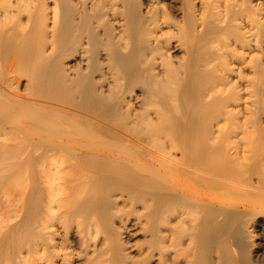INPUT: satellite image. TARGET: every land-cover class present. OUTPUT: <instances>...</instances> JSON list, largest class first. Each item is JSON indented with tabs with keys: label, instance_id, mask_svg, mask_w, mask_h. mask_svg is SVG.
Segmentation results:
<instances>
[{
	"label": "bare ground",
	"instance_id": "1",
	"mask_svg": "<svg viewBox=\"0 0 264 264\" xmlns=\"http://www.w3.org/2000/svg\"><path fill=\"white\" fill-rule=\"evenodd\" d=\"M73 1L74 0H0V137H2L3 134H5L4 132L9 133L10 130H12V131H14L13 133H15L13 135H16V133L18 135H20L21 133H24L26 135V137L29 139V141L23 140L26 142L25 145H27V142L29 144L32 142V144H33L36 139L31 141L30 138L33 139L36 137V136L34 137V133L36 131L34 128H32L33 127L32 125H34V126L36 125L35 127H37L40 124L43 125L45 123H47V125H48V123L50 121H51V124H53L52 121L55 120V119L53 120V117L56 118V120L60 121V119H61L60 117H58V118L55 116L52 117L51 115H49V113H51V112L53 113L54 111H56L55 114L56 113L59 114L60 112H62L61 110L62 109L64 110L65 108L61 109V108H59L60 106H58V107L54 106L56 108H59L60 110L58 109V112H57V109L54 108L55 110L51 111L53 109L47 108L45 106L47 104L44 103L45 104L44 105L43 103H41V105H43L42 108H44V109L47 108V111H43L42 114H39V115H41V116H39L41 118H38V116L31 118L29 116V117H26V118H29L28 120L24 119L25 121H17L16 115L21 116L22 113L27 112V111H32L34 113L36 112L38 115L37 110L35 111V108L36 107L38 108V106H39L38 101H35V100H37V98L64 102L67 105L75 107V110H76L75 113L77 116L71 115L70 116L71 118L69 119V116H67L68 115L67 112H66L67 113L66 116L63 113V115L66 118L61 114L62 115V120H61L62 123L57 122L58 125L59 124L62 125L61 130H58L59 132L57 131L56 134L53 132V134L48 133L49 135L48 136L46 135L48 137L50 143L47 146L46 143L44 141L43 142L46 145L45 146L46 150H48V152L51 151V154H47V157L49 156L48 164L46 163L47 165L44 166L43 163L45 162V159H44V161H41V158L43 160V158L45 157L43 155L44 153L43 154L41 153L44 156V157H42L40 155L41 158H38L37 154H34L35 156L32 155V153H36V150L39 151V149H37L38 146H43L42 144L40 145L38 143V141H41V140L37 139L36 140L37 143L36 144L34 143V145H36V147H34L33 150L31 149L34 152H32L31 155L25 156L24 159H22L23 167H25V166L27 167V165H32L33 167L38 168V166H41L43 164L42 165L43 169H41V168H39V169L44 170L45 173L41 172V170H38V169L36 171L41 172V173H39L40 175L42 173L44 175H46V179H48V182L49 181L51 182L55 176L53 175L54 177H51L50 175L54 174V171H55L56 172L55 174L57 175V178H58L59 174H57V171L58 172L60 171V173H62L61 172V166L63 164H66L63 161V158L61 157V155L69 153L68 156H71V159H70V157H68V158L70 159V161L73 159L72 163L73 162L75 163L77 160H75L74 158L77 159V156L73 155V154H75V152L77 153L78 151H81V153H83L82 151H84L83 155L79 154L78 159H80V155H82L81 158L82 159L84 158L83 162L85 164L91 163L90 165H92V163L98 158L96 161L98 163L103 162L104 164L101 163L102 165H100L95 161V163H93L92 166L95 167L97 170L99 169V166H101V168H103L106 163L111 164L112 167H115V168L111 169L110 168L111 165L110 166L108 165L109 167L105 166V168L103 169V172L108 171L110 168L111 172H112V170L116 173L122 172L121 174H123L124 176L127 174V176L129 177V180L131 182L138 183L141 186H142V184H145V185L149 184L148 180L151 181V179H153V178H151V179L146 178L147 181L143 180V178L145 176L144 175L141 176L142 172H140V176L142 178L140 180V178H139L140 176L139 177L137 176V174L139 175V173H138L139 171L136 172L137 174L134 171V170L138 169L137 167H136V169H134L133 167H132V169H130L129 168V167H131L130 165L128 166L126 163L123 162L125 164L124 165L123 163L120 162L121 163V168H120V165H119V167L115 165L116 159L112 160V159H109L107 157H103V155L105 154L104 150L113 149V147L109 148L110 144L108 145V148H105L107 146H103L102 148H105V149H103V151H102V148H100V145L98 146V145H95V144L89 142L90 138L93 137L94 131L93 130L91 131V129H93V128H91L89 126H88L89 129L85 128L83 125H84L85 121H88L89 119H88V117L86 119H84L83 117H86V115L84 116L83 114H78V113L79 112L85 113V111H87L88 109H89L88 111H90V109L93 110L92 106L90 107L87 105L89 107L87 109L86 108L87 106L84 105V103H86V104L88 103L86 101H89L88 104H90L91 103L90 101H92V99L90 100V98H89L90 95L88 96V92L91 93L89 89H91V88L94 89L93 86L91 87V84L94 82L93 81L91 83V81H92L91 79L93 77L91 76L92 74L90 75L91 72L89 71L90 69L88 68V65H85L84 68L79 67V71L77 70L75 77H72V79H69L70 77H69L68 73H66L65 68L63 66V60H64V57L66 58L70 53H72V52L75 53V50L78 49V45L81 43V41L85 37L86 38L88 37L89 41L91 39V41L94 42V40H95V42H96V35L92 36V34H95L93 32H94V26H96L95 24L93 26V23H94L93 20L96 19V17L99 19L102 16L103 17L107 16V12H108L107 6L108 5L105 4L107 2V0H98V2L96 0V3H99V1H102L101 3H103V5L101 7V4H100V7L102 8L103 11L101 12V10H99L100 9L99 8L97 10L98 12L97 11L94 12V9L96 10L94 0H75V3ZM193 1L194 0H188L189 10H187V13H188L187 16L189 18L186 19V21L189 23H188L187 29H185V31L183 30V32H185L184 33L185 39L184 38L183 39L185 40V46L187 47L186 53L188 56L184 59L183 63H180L181 67L178 66L177 68H175L174 63H173L171 57L169 56L170 53H168V51L170 49L169 45H166L167 41L165 43V46H164V41H163V45H162V42H161L162 39H160L159 36H158V38H159L158 40L161 43L159 42L158 43L159 45L157 44V47H155L154 50H155V52L159 53L160 57H162V60L160 59L161 60L160 64L163 66V71L161 70L163 72V74L160 70H158V67L156 66V64H158L157 61H159V60H156V58H154V60L152 59V61L149 63V66H148L149 80H150L149 83L151 86L150 90H153V92L155 94L153 96H155V97H156V93H158L159 95H163V96L169 95V100L172 103L171 107L173 108V110L177 114V117L175 119H177V121H179L177 124V126H178L177 132H178V134H180L179 137L181 136L180 137L181 140H178L179 145L177 143L174 147H172L168 152L165 153L166 156L167 155L170 156L171 151H172V153L173 152L176 153V152L181 151L180 155L178 154L179 157H176V155L173 154V157L175 156V159H174V158H172V155H171V158H172V159H170L171 161L167 162L165 165V168H164V175H165L166 181L162 185L158 184L161 182L157 183L159 186H161L162 189H165L168 192L167 196H166V194L164 195V199L162 200V205H161L162 208H161V212H160V215L162 214L163 217L165 215V217L167 218V220L164 219L165 223L163 222L164 225L166 226L165 235L163 236V238H164L163 244H164V242L166 243V244H164L166 247H165V249H164L165 251L163 253L164 264H175L178 262L177 258L180 257V256H178V255H180L179 252L177 253V251H176L175 253L174 252L172 253L170 251H172L173 248H175L177 245H179L178 244L179 242H175V241H173V239L175 240V238H177L178 234H180L178 232H181V231H179L180 229H178V231H177V229H174L175 227H177V226H174V224L177 221V223H181L180 224V226H181L182 225L181 218L183 219L182 220L183 223L185 222L184 219L186 217L189 218V216L187 214H186L187 216L184 218L185 214H183V211H182V205L183 204L184 205L188 204L191 207L190 208V211H191L192 209L197 208L199 204L201 205V207H203L202 204L216 203V201H218L217 200L218 198L211 199L210 197H213V196L209 197V195L205 192V190L207 188L208 189L211 188L210 189V191H211L212 187H214V185H215V187L217 185L216 188H218V185H220V187H219V189H220L222 183L225 184L230 179H232L233 181H231V180L230 181L232 183H234L236 181L235 178L242 180V182L247 181L246 178H249L252 181L253 177L257 178V176L260 175V174H258V171H257V170H259L260 167H261L260 170H262V171H259V172H262L261 174L264 175V173H263L264 172L263 171L264 170V146L262 147V143L264 141V95L262 97V92L264 91V57L262 59L261 58L259 59L260 55L258 56V58H255L254 56H252V58H250L248 60V57L247 58L245 57V55H246L245 53L247 51L246 52L244 51L245 53L244 52L242 53L240 51L241 49L239 50V46L244 50L246 45L249 47V46H251L252 43L256 46H261V45L263 46V43H264V0H256V3H253V0H240L241 3L239 2L238 4H237V2L236 3H234V1L232 2L231 0H204V4H205L204 9H203L204 12L201 13L200 16L195 14L196 13L195 12V5L192 3ZM114 3H115V0H114ZM229 3L232 6H230ZM96 7H98V6H96ZM129 10H130V8H129ZM109 12H110V10H109ZM206 12H207V14H206ZM208 12H209L210 16H208ZM157 13H158V11H157V7H156V13L153 14V18H151V20L155 19V20H153L154 24L158 20L160 21V19H163L164 20L163 22H166L167 20H169V21L171 20L170 16L167 15L168 16V18H167L165 15L168 13H165V12L162 13L161 12L160 15H158ZM171 14H172V12H171ZM159 16H161V17H159ZM184 16H185V13H184ZM212 16L215 18L214 23L215 22L217 23V21H218L220 24L217 23L218 25H216V23H215V24H212L211 26L207 25L209 27H207V29L205 31H203L202 37L198 36L200 39H196V40L191 39V38H193V35H194L192 31L196 30L197 26H202V25L205 26V24H208L209 22L211 23L210 19H213ZM206 17L207 18L210 17L209 21H207ZM228 19H231L234 21H239L238 24L239 23L240 24L237 27H238V29L242 30L240 38L239 39L236 38L235 40H231V42L228 38L230 36H232L233 31L230 29H227L228 27L223 26V23L225 24V21H228ZM171 22H173V21L171 20ZM101 25H102V23H101ZM226 25H228V24H226ZM186 26H187V23H186ZM130 28L131 27H129L128 30L125 29L126 31L124 32V34L120 33L121 34V36H119L120 38L117 37V40L119 39V41H117L115 39L116 42H120V39H121L122 45L120 46V48L115 51V49H117V48L114 49V47H115L114 46L113 47L114 51H112L113 49L111 50V52L115 54V60H116L115 64L117 66V67L116 66L115 67L118 69V72H116L117 74H115V87H116L115 89L116 90H115V95H113V96H115V97H113L115 99V103H114L115 107H112L115 110L111 109V110H113V112L115 111V118L110 113L108 114L107 112H106L107 114H105L106 116L103 115V116L99 117V118H102V117L104 118V116H105V117L110 118V119L113 118L112 120L115 122L114 135L120 136V137H115V139H117V141H115L116 142L115 144H117V142L123 143L122 139H127V138L131 139L132 137H138L139 138V137H145L147 135H156V134H160L161 132H166L164 130H159L156 127H154L152 120L150 119L154 115L151 116V114H150V116H151L150 117L149 116L150 112L146 113L148 110L145 111V113L142 116L137 115L139 117H136V119H134L135 118L134 117L132 119L133 121L132 120L128 121V119H129L128 114L129 113L132 114L131 113L132 111L131 112L129 111V113H127L128 112L127 110L131 109L129 106H128L129 108L127 110H125L127 114L123 115L124 117L118 115V113L120 111L119 106H120L121 102H123V100H122L123 97L121 96V93H120L121 91L120 92L118 91L120 89V84L121 83L123 84L125 77H127V79H129L128 77L131 75V73H132V76H133V73H139L138 70L136 71L134 68L136 66L135 61L137 60V63L139 62L138 57H139V54L141 52L137 48V45H136V43L139 42V41H137V39L139 37L135 34V32L130 30ZM118 31H119V29H118ZM148 32H149V34H151L150 31H148ZM165 33H166V31H165ZM199 33H201V32H199ZM111 34H113V32ZM185 34H187V35L185 36ZM190 34L192 35L191 37H190ZM163 35H164V32H163ZM113 36H114V34H113ZM142 37H143V35H142ZM166 37L168 38V34ZM109 39L111 40V38H109ZM218 40H219V44L216 45L215 42H218ZM111 42H113V41H111ZM113 45H114V42H113ZM182 45H184V43ZM140 46H141V44H140ZM243 46H244V48H243ZM129 47H131V50L127 51V53H126L123 49L125 48L126 50H128ZM253 48H255V46ZM263 48H264V46H263ZM80 49H81V47H80ZM80 49H78V50H80ZM142 50H144V49H142ZM262 50H264V49H262ZM83 51H82L83 53L82 52L80 53V54H82L81 57L83 59L82 58H80V59L82 61L84 60L85 63L88 64L89 60H91L89 58L90 56H88V55L91 54L94 56L95 53H94V51H92V49L91 50H83ZM76 52H77V50H76ZM255 55H257V54H255ZM262 55H263V53H262ZM81 63H84V62H81ZM133 64H134V66H133ZM80 65L83 66V64H80ZM249 66L253 69L252 73L254 76H252V77L251 76L247 77L248 74L246 76V74H244V72H243L246 67H248V69H249L250 68ZM133 68L135 71H132ZM80 69H82V70H80ZM136 69H139V68H136ZM252 69L250 70V72L252 71ZM161 74L164 76L162 77ZM21 77H28L27 86L25 88L27 90V92H26V94L24 93L25 95L20 94L18 92L19 88L17 86L19 84V81L21 80L20 79ZM116 85H119V87ZM17 88H18V90H17ZM91 91H93V90H91ZM27 94H28V96H26ZM86 95L88 96L89 100H87ZM90 97H92V95ZM113 98H112V100H113ZM85 99H86V101H85ZM152 99H154V98H152ZM53 102H55V101H53ZM95 102H92L91 104L96 107V105H94ZM97 102L99 103V101H97ZM128 103H130V102H128ZM151 103H153V102H150L149 104L152 105ZM111 105L113 106V102ZM153 106L155 108L160 107V106H157L156 104ZM49 109H51L50 110L51 112H49ZM39 110L41 111V107L39 108ZM156 110L159 113L156 112ZM156 110L153 109L154 114H155L154 117L157 116V118H160V119L162 118V119L171 120L168 117L167 110H165L161 107L159 108V110L158 109H156ZM66 111H68L69 113L72 112L71 110H66ZM90 112L92 113V111H90ZM94 113H95V111L93 112V114ZM156 113H157V115H156ZM85 114H87V113H85ZM96 114L99 115L100 113L97 112V113H95V115ZM87 115L89 116L90 114H87ZM107 115H109V116L111 115V116L109 117ZM31 116H32V114H31ZM33 116H35V115H33ZM134 116H136V114ZM72 117L76 121L73 120ZM119 117H122V118L119 119ZM51 118H52V120H51ZM77 118H78V120L80 119L79 122H77L78 121ZM107 118H105V121ZM68 119H69V121H68ZM71 119H72V121H71ZM110 119H107V121L109 120V123L112 121V120L110 121ZM56 120L54 123H56ZM90 120H92V119H90ZM90 120L88 121V122H90L89 125L90 126L94 125L92 127L97 128L98 125L95 126V124H97L96 120H99V119H96L95 121H94V119L92 120V121H94V123L96 122L95 124L94 123L91 124L92 122ZM227 120L230 121L229 125H228V122H227V124L224 122ZM101 121H102V119H101ZM8 122H9V125H12L10 127L11 129H9V130L6 127V123H8ZM82 122H84V123H82ZM114 122H113V124H114ZM138 122H141V124L139 125ZM222 122H224V123H222ZM99 123L100 122L98 121V124ZM104 124H105V122H103L102 125H104ZM205 125L208 128H206ZM59 126H57V124L50 125V127H51L50 130L55 131V130H57V128H59ZM104 126H106V125H104ZM29 127H31L33 129V130L32 129L31 130L35 131V132L32 133V131H30ZM41 127H43V126H41ZM100 127H101V125L98 127V129ZM47 128H49V127H47ZM106 128H108V127H106ZM109 128H108V130H110ZM204 128H206V129H204ZM44 130H42V132H44ZM45 131H47V129ZM47 132H51V131H47ZM110 132H112V130ZM8 133H6V135ZM10 133H12V132H10ZM104 133L106 134L107 131H105ZM39 134L42 135L43 133L41 134V132H39ZM112 134H110L111 136L109 135V137L112 138ZM6 135H5V140H8V139L13 140L12 139L13 137L11 138V136L8 139H6V137H7ZM20 137H24V136H20ZM44 137H45V134H44ZM44 137L42 136V138H44ZM179 137H178V139H180ZM21 139H23V138H21ZM98 139H99V137H98ZM20 140L18 139L17 141H20ZM91 140H93L92 142L96 141L94 139H91ZM2 141L4 142V140H2ZM5 142H7V141H5ZM20 142H19V144H21ZM43 142H41V143H43ZM100 142L98 141V143H100ZM96 143H97V141H96ZM108 143H110V142H108ZM105 144L107 145V142ZM119 145L121 146V144H119ZM119 145L117 144L116 147H120ZM15 146H19L16 149H17V152H19L21 154L22 150H23L21 147L24 146V144L23 145H15ZM7 147L4 146V148H3V146H2L0 148V172H1V170L6 169L4 173L7 172L8 168L11 169L13 166L17 165L16 164L17 158H20V157H17L18 155H17L16 151L12 154H9V156L7 154L5 156V153H10L12 150V149H9ZM29 147L30 146H26L25 148L28 149ZM6 148L8 149L9 152L6 151L7 150ZM257 149H259L258 150L259 152H257ZM24 150H26V149H24ZM65 150H69V151L71 150V153L72 152L73 153L71 154L69 151H68V153H66ZM108 150H106V151H108ZM116 150L117 149H115V152L120 151V150H117V151ZM175 150H178V151H175ZM23 153H22V156H23ZM132 153H134V152H132ZM167 153H169V154H167ZM14 154H15V157H17V158H13L14 160L12 158H9L10 155L11 156L13 155L12 157H14ZM53 155H55V156H53ZM7 156H8V158H7ZM22 156H21V158H22ZM119 156H122V155H119ZM65 157H67V156H65ZM65 157H64V159H65ZM90 157H91V159H90ZM10 160H12V161H10ZM86 160L88 161L87 163L85 162ZM172 160H173V162H172ZM66 161H68V160H66ZM119 161L117 159V162H118L117 164H119ZM124 161H125V159H124ZM112 162H114L115 166L112 164ZM162 163H164V162H162ZM76 164H77V162H76ZM90 165L88 164V166H89L88 168H93ZM77 166H79V165H77ZM73 167H74V165H73ZM122 167H123V169H122ZM126 167H128V168H126ZM173 167H174L175 171L172 170ZM101 168L98 170L99 173L102 172ZM45 169H48V171H46ZM86 169H87V167H86ZM96 169H94V170H96ZM63 170L64 169H62V171ZM89 170H91V169H89ZM140 171H142V170H140ZM155 171L157 172V170H155ZM125 172H126V174H125ZM2 173H3V171H2ZM2 173H0V174H2ZM48 174H50V175L48 176ZM85 174H86V172H85ZM4 175L5 174H3L2 178L6 177V175L5 176ZM87 175L88 174H86L84 176H87ZM89 175H88V177H89ZM104 175H102L100 173L98 176L95 177L96 180H98V182H100L99 184H101L102 180H104L106 182L108 181L107 183H109V180ZM263 175H262V177H263ZM43 176H42V178H43ZM117 176H119V175H117ZM183 176H186V178L190 179V181H191V179L194 180V182L196 184L199 182L201 184V186L199 184V187L198 188L195 187L196 188L195 190L188 189L185 185L183 186V183H182L183 181H180ZM36 177H37V179H35V180L37 181V183H39L40 178H38L37 175L35 176V178ZM111 177H114V176H110L109 179ZM2 178H0L1 179L0 184H1ZM50 178L52 180H49ZM57 178H56V180H58ZM78 178H79V176H78ZM148 178H150V177L148 176ZM241 178H243V179H241ZM261 178L259 177V180ZM11 179H12V177H11ZM120 179H122V178H120ZM63 180H64V178H63ZM154 180H152V181H154ZM195 180H197V181H195ZM257 180H258V178H257ZM115 181H116V179H115ZM125 181H127V180H125ZM143 181H146V182L144 183ZM56 182L57 181L53 180L49 184L50 185L52 183L55 184ZM106 182H104V186L108 185ZM112 182H113V180H112ZM140 182L142 184H140ZM191 182H193V181H191ZM211 182L212 183L214 182V184H212ZM258 182H260V181H258ZM261 182H263L262 184L264 185L263 179ZM5 183H6V181H5ZM37 183H35L34 190L31 193V194H34V198L32 200H30L31 206H32V208L33 207L35 208L36 212L30 213L27 216V218L23 221L22 225H20V226L17 225L15 228L12 227L7 232L8 233L7 236L4 237V239L2 241H0V253H1L0 257L5 258L6 260L8 258L11 261V264H13V256L12 255L14 253V250L17 251L18 250L17 248H19V244L21 243V241H20V243H18L17 239L20 240L22 238L21 240L23 241L25 230H29L30 228H32L34 226L33 224H40L41 225L42 221H44L43 217H42V207H44V206L41 204L44 202L42 200H43V196H45V194L43 195V193H41V189L39 188ZM154 183L155 182H153V184ZM94 184L95 183H93V185L91 186L92 188L95 187ZM121 184H123V183H121ZM210 184H212L213 186L210 187ZM50 185H46V187L49 186L48 189L51 190V194L50 195L47 194L48 197L46 200H48V201H46L47 204L45 203L46 206L48 205L47 207L49 209H47V210H49V213L56 211V209H58L57 208L58 206L56 208L54 207L55 209L53 210V206H55L53 204L57 200L61 201L60 199H57L55 197L57 195V193H55V196H53V193H52V190H54V189L56 190L59 187L54 188V187H52V185L51 186ZM227 185L228 184H226L225 188H228ZM259 185L261 186V183ZM108 186H110V183ZM146 186H148V185H146ZM155 186L151 187V189H154ZM250 186H253V184L251 185V183H250ZM50 187H51V189H50ZM111 187H112V185H111ZM135 187H137V186H135ZM52 188H54V189H52ZM98 188H100V190L93 197V199L89 200L90 201L89 206L90 205L95 206V204L93 202L96 201L95 203L97 204V200H102V199L106 200L105 197L102 196L103 197L102 198L99 195H103V192L106 191V189H108L109 187L107 188V186H106L105 187L106 189H105V188L99 186ZM147 188H149V186ZM214 188H213V190H214V192H216L215 195L219 194L217 197L220 196L221 191L225 190V189H223L220 191L219 189L215 190ZM61 189H63V188H61ZM93 189H95V188H93ZM93 189H88V190L90 192ZM120 189L121 188H119V190ZM156 189H158V188H156ZM77 190H73L74 191V194L72 192V194L74 195L73 198H75V195H76L75 191H77ZM82 190H83V188H82ZM82 190H81V192H83ZM261 190H263V187ZM56 191H58V190H56ZM109 191L107 190V193ZM125 191H126V189H125ZM81 192H80V194H81ZM218 192H220V193H218ZM260 192H258V193H260ZM86 193L87 194L85 195L84 198L86 199V197H87L89 199L92 192L89 195H88V191H86ZM104 193L107 194L106 192H104ZM223 193L224 192H222V195H221L222 198L225 197L227 199H230L229 198L230 196L229 197H228V195H227V197L225 195L223 196ZM258 193H256L255 195L257 196ZM261 193L258 195L259 196L261 195V197L264 196V194H263L264 192H261ZM41 194H42V196H41ZM129 194H131V193H129ZM131 195H133V194H131ZM104 196H106V195H104ZM172 196L175 197L174 199H176L177 202L175 200L174 201L172 200V198H171ZM231 196H235V195H231ZM41 197H42V199H41ZM52 197H55L57 200H55L54 198L52 199ZM79 198L81 199V196ZM84 198L82 200H84V202H85ZM64 199L65 198H63V200ZM177 199L181 202V205L179 204L180 202H178ZM68 200H70V199H68ZM76 200H78V199L75 198V201L73 200V202H76ZM184 200H186L187 203H184L183 202ZM233 200H235V199H233ZM87 201H86V203H88ZM60 203H62V202H60ZM60 203H59V207H60ZM63 203H64V201H63ZM67 203H68V201H67ZM67 203L65 201V205ZM99 203L101 205L102 201L101 202L99 201ZM79 204H81V206L80 205L78 207L74 206L77 209L71 208V212L73 209L72 214L73 215L77 214V216L79 215V217H80L85 212V210L87 209V204L86 205L84 204L86 207L82 206L83 202H81ZM73 205H75V203ZM104 205L105 204L103 202V204L101 206L102 210L105 207ZM109 206L110 205H108V207ZM185 206H187V205H185ZM185 206H183V208ZM189 206H187V207H189ZM71 207H73V206H71ZM187 207H185L184 209L186 210ZM93 208L94 207H92V209H91L92 211H93ZM199 208L200 207H198L197 209H199ZM174 209H176V210H174ZM202 209L203 208H200V210H202ZM218 209H221V208H218ZM224 209H227V208H224ZM194 210H193V212H194ZM31 211H34V209H32ZM71 212H69V213H71ZM93 212L95 213V210ZM102 212L104 213V211H102ZM186 212H188V211H186ZM55 213H50V214H55ZM177 213L181 214L182 217H180L181 215L178 216L179 218L176 216V219L174 218V220H175V223H174L172 216L174 214L179 215ZM43 214H44V212H43ZM105 214H106V212H105ZM44 215L47 216V214H44ZM189 215H191V214H189ZM54 216L56 217V215H54ZM69 216L71 217L70 214H69ZM90 216H93V215H90ZM68 217H66V218H68ZM103 217H105V216H103ZM229 217L230 216H227L224 220L218 221V223L215 221L213 222L212 217H208L207 221L204 224L205 231L207 233L211 232L214 234V232H215L214 229H215L217 232V235H214V236H216V238L214 236L213 237L215 238L216 241H218L219 238H222V235L224 236L225 232L228 230V224H227L228 222L227 221H229L228 220V219H230ZM45 218L48 219L49 217L48 218L45 217ZM59 218H60V216H59ZM210 218H211V220H210ZM52 219L51 218L48 219L49 222H50V220L52 221ZM70 219H69V221H70ZM178 219H180V222H178L179 221ZM89 220L90 219H88V221ZM159 220H160V218H159ZM161 220L164 221L163 219H161ZM171 220L173 221V223ZM194 220H195V218H194ZM84 222H85V220H84ZM193 222H195V221H193ZM64 223L66 224V221ZM186 225H184V226H186ZM190 225H191V223H190ZM190 225H188V226H190ZM46 226H47V223H46V225L45 224L41 225L42 230H44L43 228H47ZM49 226H51V225H49ZM79 226L80 225H78V227ZM89 226H90V224H89ZM178 226H179V224H178ZM182 226L180 228H182ZM184 228L182 230H184ZM186 228H189V227H186ZM202 228H203V226H202ZM33 229H35V228H33ZM88 229H90V227ZM204 229H202V230L204 231ZM174 230L177 231L176 232L177 235H176ZM184 231H186V229ZM205 231H204V234L206 233ZM211 233H210V235H211ZM174 234L176 235V237L172 238L173 236H175ZM32 235H34V234L32 233ZM49 236H51V235H49ZM203 236H206V235H203ZM51 238H50V240H51ZM224 239H225V237H224ZM38 240H39V238H38ZM261 242H263V240ZM256 244H260V243L258 242ZM178 247H176V250H178L177 249ZM8 248H11V250L10 249L9 250L11 252L13 250V252L12 253L9 252L10 254H8L7 250H6ZM171 248H172V250H171ZM64 256H66V255H64ZM192 261H193V259H192ZM5 262L6 261L4 260V263ZM178 264H179V262H178Z\"/></svg>",
	"mask_w": 264,
	"mask_h": 264
},
{
	"label": "rangeland",
	"instance_id": "2",
	"mask_svg": "<svg viewBox=\"0 0 264 264\" xmlns=\"http://www.w3.org/2000/svg\"><path fill=\"white\" fill-rule=\"evenodd\" d=\"M231 1L232 2L234 1V3L237 2V4L240 2V0L239 1L238 0H231ZM73 2L75 3V0ZM94 2H95V8H96V10L94 9V12H96L99 8H100L99 10H101V12H102L103 11L101 8L103 5V3H101L102 1H99V3H96V0H94ZM97 2H98V0H97ZM192 3L195 5V12H196L195 14L200 16L201 13L204 12V10H203L204 6H205L204 0H194ZM253 3H256V0H253ZM100 4H101V7H100ZM105 4L108 5L107 6L108 7L107 16H105V17L102 16L99 19L96 17L97 20L96 19L93 20L94 21L93 26H94V24L96 26H94V32H93L95 34H92V36L96 35V42H95V40H94V42L91 41V39L89 41V38L87 37L88 38L87 39L85 37L86 39L84 38L81 41V43L78 45V49H80V47H81L80 50L76 49L77 52L75 50V53L72 52L69 54L70 56L68 55L66 58L64 57L63 66L65 68L66 73H68V75L70 77V78L68 77L69 79H72V77H75L77 70L79 71V67L84 68L85 65H88V68L90 69L89 71L91 72L90 75L92 74L91 76L93 78L91 79L92 80L91 83L94 81L93 82L94 84L92 83L91 87L93 86L94 89L93 88L89 89L91 93L88 92V96L92 95L93 98L89 96L90 100L92 99V101H90V102L92 103V102L96 101L94 104V105H96V107L93 106L91 103L88 104L89 101H86V99H85V101L88 103L87 104L84 103V105H86V106L88 105L90 107L92 106L93 110L90 109V111H92V113L90 111H88L89 110L88 106L87 107L85 106L88 109L87 110L88 112L85 110L84 111H85V113L90 114L89 116L85 113H82V112L78 113V114H83L84 116L86 115V117H83L84 119H86L87 117L89 120L94 119V121L96 119H99V120H96L97 124H95L96 122L94 123V121L90 120L92 122L91 124L94 123L95 126L98 125V127H99L101 125V127L99 129H98V127L97 128L92 127L94 125L90 126L89 125L90 122H88L89 121L88 119H87L88 121H85V123L82 122V123H84L83 126L85 128H88V126L93 128V129L90 128L91 131L92 130L94 131V133H93V137L90 138L89 142H91L95 145H98V146L100 145V148H102L103 146H107L105 148H108V145L110 144L109 148L113 147V149H109V150L106 149L108 151L104 150L105 154L103 155V157H107V158L112 159V160L116 159L115 165L118 167L120 165V168H121V163H123V162L126 163L128 166L130 165L131 166V167H129L130 169H132V167L134 169H136V167H137L138 169H136L134 171H135V173L137 171H139L138 172L139 175L136 173L138 177L140 176V172H142L141 176H143V175L145 176L143 178V180L147 181V179H151V178H153V179H151V181L148 180L149 184H146L149 186V188H147L148 186H146L145 184H142L141 183L142 181H141L140 184H142V186H143L142 187L138 183L131 182L129 180V177L127 176L126 172H125V174H126L125 176L123 174H121L122 172L116 173L113 170L111 172L110 168L114 169L115 167H112L111 164L106 163L107 165L105 164L103 168H101V166H99V169L101 168L102 172H100V173L102 175L105 174L104 176L107 177V179L109 180L110 186H108L109 185V183H107L108 181L106 182L104 180L101 181V184L103 183L101 185V184H99L100 182H98V180H96V178H95L96 176H98L100 174L98 171L99 169L97 170L95 167L92 166L93 163H95V161L98 158L95 161L93 160L94 162L92 163V165H90L91 163H88L90 166L93 167V168H88L89 167L88 164H85L83 162L84 158L83 159L81 158V156L84 154V151H82L83 153H81V151H78L77 153L75 152V154H73V155L77 156V159L74 158L75 160H77L76 161L77 164H76V162L72 163L73 159L70 161L71 156H68L69 150H65V152L68 154L61 155V157L63 158V161L66 163V164H63L61 166V172L62 173H60V171L59 172L57 171V174H59L58 178H57V175L55 174L56 173L55 171H54V174H52L53 172L51 173L52 175L48 174V176L49 175L51 177L55 176L58 179V180H56L55 177L53 178V180L57 181V182L55 184L52 183L53 184V185L51 184L52 187H54V188L59 187V188L56 189L58 191H56L54 188H52V189H54V190H52V193H53V196H55V193H57V195L55 197L57 199L61 200V201H59L55 197H52V199L54 198L55 200H57L53 204L55 206L52 205L53 210L57 206H58L57 207L58 209H56V211L50 212V213L56 212L55 214H50L49 210H47L49 208L47 207L48 205L46 206V204H47L46 201H48L46 199H47L48 195L51 194V190H49L48 189L49 186L46 187V185H50L49 183H51L53 180L50 178L49 180H52V181L48 182V179H46V175L43 174V173H45L44 170H41V169H43V166H42L43 164H44V166H46L48 164L49 156L47 157V154H51V151L48 152V150H46V147H45L46 145L48 146V144L50 143L47 136L49 135L48 133L53 134V132H54L56 134V132L58 130H61L62 125L59 124L60 125L59 126L58 123H62L61 120H62L63 113L65 116L68 113L67 116H69V119H70L71 115H74V116L76 115V113H75L76 110H75V107L67 105L64 102L37 98V100H35V101H38L39 106H38V108L37 107L35 108V111L37 110L38 115L36 112L34 113L32 111H27V112L22 113L21 116L16 115L17 121H25L24 119L28 120L29 118H26V117H29V116L31 118H34L37 116H38V118H41V117H39V116H41L39 114H42L43 111H47V108L53 109V110L49 109V112H51V111H54L55 110L54 108H56L58 106H60L59 108H61V109L65 108L66 110H71L72 112L69 113L65 109L64 110L62 109L61 110L62 112H60L59 114H57V113L55 114L56 111H54L53 113L48 112L49 115H51L52 117L55 116L57 118L58 117L61 118L59 121L53 117V120L55 119L56 123H54L55 120L52 121V123L57 124V126H59V128H57V130H55V131L50 130L51 129L50 125H53V124H51V121L48 123V125H47V123H45L43 125L40 124L43 127L38 125L37 126L38 128H37V127H35L36 125L35 126L32 125L33 127L32 126L31 127L34 128L36 132L32 131L33 129L31 127H29V129H30V131H32V133L35 132L34 137L36 136L33 139L30 138L31 141L34 139H36V140L40 139L41 141H38V143L40 145L41 144L43 145V146L37 147V149H39V151L36 150V153H32V152H34L32 150L34 147H36V145H34V143L36 144L37 141L35 140L36 142L34 141L33 144H32V142L30 144L27 142V145H25L26 142L23 140L29 141V139L26 137V135L24 133H21L22 135L20 133H19L20 135H18L16 133V135H17L16 136V135H13V134H15V133H13L14 131L10 130V132H12V133L4 132L5 134H3L2 137H0V148L2 146H3V148H4V146L5 147L8 146L7 148L12 149L10 153H5L4 151L7 149L6 148L3 151L5 153V156H6V154L9 156V154L14 153L15 151L17 152L16 148L19 146H15V145H23L24 144L25 147L30 146L28 149L25 148L24 146L21 147L23 149L22 153L23 152L24 153L22 156V153L20 154L19 152H17V155H18L17 157H20V158L15 157L16 153L14 154V157H12L13 155L12 156L10 155L9 158H12V159L17 158V161H16L17 165L13 166L11 169L8 168L6 173H4L6 169L1 170V172H0V173H2V171H3V173L0 174V176H1L0 178H2L3 174L6 175V177L2 178V181L0 184V241H2L4 239V237L7 236V234H8L7 232L12 227L15 228L17 225L18 226L22 225L23 221L27 218V216L30 213L36 212L35 208L34 207L32 208L31 202H30V200H32L34 198V194H31V193L34 190L35 183H37V181L35 180V179H37V177L35 178L36 175L38 176V178H40V182L37 183V185L41 189V193H43V195L45 194V196H43V200H42L44 202L41 204L44 206V207H42V217H43L44 221H42L41 225H43V224L46 225V223H47V226H46L47 228H43L44 230H42L40 224H33L34 226L32 228L24 231L23 241L21 240L22 238L20 240L17 239L18 243H20V241H21V243L19 244V248H17L18 250L17 249H16L17 251L14 250L13 255L11 254L13 256V264H164L163 253H164V251H165L164 249L166 247L164 244H166V243L164 242V244H163V241H164L163 236L165 235V230H166V226L164 225V223H165V220H167V218L165 217V215H164L165 218L163 217L162 214L160 215V212H161V208H162L161 207L162 200L164 199L165 194H166V196L168 195L167 194L168 192L165 189H162L161 186H159L158 184L162 185L166 181L165 175H164V168H165L166 163L171 161L170 159H172V158L175 159V156L173 157V154H175L176 157H179V155L181 153V151L176 152V153L175 152L172 153V151H171L170 156L169 155L166 156V154H165L166 152H168L172 147H174L178 143V140H181V138H180L181 136L179 137L180 134H178V132H177L178 131L177 124L179 121H177V119H175L177 117V114L175 113V111L171 107L172 103L169 100V95L163 96V95H159L158 93H156V97H155V96H153V95H155L153 90H150L151 86L149 83L150 80H149L148 66H149V63L152 61V59L154 60V58H156V60H159V61H157L158 64H156V66L158 67V70L163 71V66L160 64L162 57H160L159 53L155 52V50H154L155 47H157V44L160 42L158 40L159 39L158 36L160 37V39H162L161 40L162 45H163V41H164V46H165V43L167 41L166 45H169V48H170L168 53H170L169 56L171 57L174 65H175V68L180 66V63H183L184 59L188 56L186 53L187 47L185 46V40H184L185 39L184 38L185 32H183V30L185 31V29H187L188 23H189L186 21V19L189 18L187 16L188 15L187 10H189L188 0H129V1L128 0H115V3H114V0L113 1L107 0V2ZM229 5L232 6L230 3H229ZM96 6H98V7H96ZM156 7H157V11H158L157 14L158 15H160L161 12L162 13H164V12L168 13V14H165L166 17L168 18V16H170V19L173 22H171V20L169 21L167 19H166L167 21L165 20L166 22H163L164 20L160 19V21H161L160 22L157 19L159 22L156 20L157 22H155V24H154L153 20H155V19L151 20V18H153V14L156 13ZM129 8H130V10H129ZM109 10H110V12H109ZM171 12H172V14H171ZM184 13H185V16H184ZM206 14H207V12H206ZM208 16H210L209 12H208ZM159 17H161V16H159ZM209 18L210 17L207 18V21H209ZM212 18L213 19H210L211 23L209 22L208 24H205V26L204 25L197 26V29L192 31L194 35H193V38H191V39H194V40L200 39L199 37H202L203 31H205L207 29V27L216 23V22L214 23L215 18L213 16H212ZM238 22L239 21H234V20L228 19V21H225V24L223 23V26H226V27H228L227 29H230L233 31L232 36H230L228 38L230 40V42H231V40H235L236 38L239 39L240 35L242 33V30L238 29V27H237L240 24V23L238 24ZM101 23H102V25H101ZM186 23H187V26H186ZM217 23L220 24L218 21H217ZM217 23H216V25H218ZM226 24H228L229 26ZM207 25H209V26H207ZM129 27H131L130 30L135 32V34L139 37L137 39V41H139V42H137L138 44L136 43V45H137V48L141 52L139 54L140 58L138 57L139 62L137 63V60H136L135 61L136 66L134 67L135 70L136 71L138 70L139 73H133V76H132V73L130 72L131 75L128 77L129 79H127V77H125L124 82L122 81L123 84L122 83H121L122 85L120 84V89L118 91L119 92L121 91L120 93H121V96L123 97L122 98L123 102H121V104L119 106L120 111H119L118 115L123 116V115H126L127 113H129V111L130 112L132 111L131 112L132 114H130V113L128 114L129 115L128 121H129V120H132L134 117H135L134 119H136V117L142 116L145 113V111H147V110L148 111L146 113L150 112L149 116H150V114H151V116H153V115L155 116L153 109L159 110V108L161 107V108L167 110L168 117L171 120L162 119V118L160 119V118H157V116L156 117L150 116L151 118L150 117L149 118L152 120L154 127H156L159 130H164L166 132H161L160 134H156V135H147L145 137H139V138L138 137H132L131 139L130 138L122 139L123 143L117 142V144L118 145L121 144V146L119 145L120 147H116L117 144H115L116 143L115 141H117V139H115V137H120V136L114 135L115 122L112 120L113 118L110 119V118L105 117L106 116L105 114L110 113L115 118V111L113 112V110H111V109H114L112 107H115V104H114L115 99L113 98L115 96H113V95H115V90H116L115 89L116 88L115 87V74H117L116 72H118V69L116 68L117 66L115 64V61H116L115 60V54L112 53L111 50L113 49L114 46H115L114 49L117 48V49H115V51L120 48V46L122 45V41L120 39V42H116L117 37L121 36L120 33L124 34V32L126 31L125 29L128 30ZM118 29H119V31H118ZM111 31L113 32L114 36H113V34H111L112 33ZM148 31H150L151 34H149ZM165 31H166V33H165ZM198 31L201 33H199ZM163 32H164V35H163ZM167 34H168V38L166 37ZM142 35H143V37H142ZM186 35L187 34H185V36ZM191 36L192 35L190 34V37ZM109 38H111V40ZM181 38L182 39L184 38V39L182 40ZM111 41L114 42V45H113V42H111ZM117 41H119V39ZM183 43H184V45H182ZM215 43H216V45H218L219 40H218V42H215ZM140 44H141V46H140ZM254 46H255V48H253ZM263 46H264V43H263ZM263 46L262 45L256 46L252 43L251 46H249V47L247 45L245 46V49L247 48L246 50L245 49L243 50L239 46V50L241 49L240 51L242 53L244 51L245 52L247 51L246 53L245 52L244 53L246 54L245 57L246 58L248 57V60L250 58H252V56H254L255 58H258L259 55H260L259 59L260 58L262 59L264 57V50H262V49H264ZM243 48H244V46H243ZM91 49H92V51H94L95 54H94V56L91 54L88 55V56H90L89 58L91 60H89V63L86 64L84 60L82 61L80 59V58H82L81 57L82 54H80V53L83 50H91ZM114 49L112 51H114ZM142 49H144V50H142ZM123 50L127 53V51L131 50V47H129L128 50H126L125 48ZM254 53L257 55H255ZM262 53H263V55H262ZM81 62H84V63H81ZM80 64H83V66ZM133 66H134V64H133ZM134 68L132 69V71H135ZM136 68H139V69H136ZM250 68L248 69V67H246L245 70L243 71L244 74H246V76L248 74L247 77L254 76L252 73L253 69L251 68L252 71L250 72V70H251ZM82 69H80V70H82ZM162 74H163V72H162ZM162 74H161V76L163 77L164 75H162ZM20 79H21L19 81L20 85L18 84V86H17L19 88V90H18V88H17V90L20 94L25 95L27 92V90L25 88L27 86L28 77H21ZM116 86L119 87V85H116ZM91 90H93V91H91ZM263 95H264V91L262 92V97H263ZM26 96H28V94ZM88 96L86 95L87 100H89ZM112 98L114 101L112 100ZM152 98H154V99H152ZM53 101H55V102H53ZM97 101H99V103ZM112 102H113V106L111 105ZM128 102H130V103H128ZM150 102H153V103H151L152 105L149 104ZM41 103L47 104V105L44 104L47 108L46 109L42 108L43 105H41ZM155 104L157 106H160V107L155 108L153 106ZM54 106H56V107H54ZM128 106L131 108L130 110H127L129 108ZM40 107H41V111L39 110ZM59 108H56L57 112H58ZM125 110H127L128 112L126 113ZM94 111H95V113L99 112L100 114L95 115V113L93 114ZM156 112H158V111L156 110ZM31 114H32V116H31ZM135 114H136V116H134ZM33 115H35V116H33ZM103 115H105L104 118L103 117L99 118ZM137 115H139V116H137ZM156 115H157V113H156ZM107 116H109V115H107ZM73 117H72V119L75 120ZM105 118L110 119V121L112 120L114 122V124L112 121L109 123V120L107 121V119H106V121H107L106 122ZM120 118H122V117H119V119ZM69 119H68V121H69ZM72 119H71V121H72ZM101 119H102V121H101ZM51 120H52V118H51ZM77 120H78V118H77ZM79 120L77 122H79ZM98 121L101 124L100 123L98 124ZM103 122H105L104 125H106V126L102 125ZM224 122L226 124L228 122V125H229L230 121L227 120ZM224 122H222V123H224ZM138 123H139V125L141 124V122H138ZM11 126L12 125H9V122L6 123V127L8 130L11 129L10 128ZM47 127H49V128H47ZM106 127H108V128L110 127L109 128L110 130H108V128H106ZM205 127H206V125H205ZM206 128H208V127H206ZM206 128H204V129H206ZM44 129L45 130L47 129V131H51V132H47ZM42 130H44V132H42ZM111 130H112V132H110ZM105 131H107L106 134L104 133ZM39 132H41V134L42 133L43 134L40 135ZM6 133H8V134L6 135ZM44 134H45L46 138L44 137ZM110 134H112L113 139L111 137H109ZM5 135L7 136L6 139H8L11 136V138L13 137L12 138L13 140H11V139L5 140ZM20 136H24V137H20ZM42 136L44 138H42ZM98 137H99V139H98ZM178 137L180 139H178ZM21 138H23V139H21ZM18 139L19 140L21 139L20 140L21 142L17 141ZM91 139L96 140L97 143H96V141L92 142L93 140H91ZM2 140H4V142L7 141V142H5L6 144ZM43 141L46 143V145ZM98 141L99 142L101 141V142L98 143ZM19 142L21 144H19ZM41 142H43V143H41ZM106 142H107V145L105 144ZM108 142H110V143H108ZM178 145H179V143H178ZM263 146H264V141L262 143V147ZM105 148H102V151ZM24 149H26V150H24ZM115 149L120 150V151L115 152ZM259 149H257V152H259L258 151ZM6 151L9 152L8 149ZM175 151H178V150H175ZM69 152L71 153V150ZM132 152H134V153H132ZM31 153H32V155L37 154L38 158H41V156L42 157L45 156L43 158V160L41 158V161H44V159H45V162L44 163L42 162L43 164L41 163L42 165L40 164L41 166H38V168H35L32 165H27V167L26 166L23 167L22 159H24L25 156L31 155ZM41 153L42 154L44 153L43 154L44 156ZM79 154H82V155H80V159H78ZM167 154H169V153H167ZM119 155H122V156H119ZM171 155H172V158H171ZM8 156H7V158H8ZM21 156H22V158H21ZM53 156H55V155H53ZM65 156H67V157H65ZM64 157H65V159H64ZM68 157H70V159ZM91 157H90V159H91ZM117 159H118V161L120 160L119 164H117L118 163ZM124 159H125V161H124ZM66 160H68V161H66ZM173 160H172V162H173ZM10 161H12V160H10ZM85 162L87 163L88 161L86 160ZM162 162H164V163H162ZM101 163H103V162H100L98 164L102 165ZM112 164L114 165V162H112ZM73 165L75 168L73 167ZM77 165H79V166H77ZM108 165L109 166L111 165V167L108 170L109 172L108 171L103 172V169L105 168V166L109 167ZM86 167H87V169H86ZM39 168H41V169H39ZM126 168H128V167H126ZM37 169L41 170V172H43L41 174L42 176L44 175L43 178L39 174L41 172L36 171ZM62 169H64V170L62 171ZM89 169H91V170H89ZM94 169H96L97 171ZM122 169H123V167H122ZM260 169H261V167L259 168V170H257L258 174H260L257 176L258 180L256 177L255 178L253 177L252 181L249 178H246L247 181H245L246 180L245 179L244 180L245 182H242V180L235 178L236 181L238 180L239 182L235 181L236 183L235 182L232 183L231 181H233V180L230 179L231 181L229 180L225 184L222 183L220 189H219L220 185H218V188H216L217 185H216V187L214 185L215 188L212 187L211 191H210L211 188L210 189L207 188L205 190V192L209 195V197L213 196V197H210L211 199L218 198L217 199L218 201H216V203H211V204H202L203 207H201V205L199 204L198 207L203 208L202 210H200V208L197 209L198 208L197 207V208H194L195 210L192 209L191 210L192 212H191L190 211L191 207L188 204H185V205H187L189 207H187L183 204L182 205V211H183V214H185V216L184 215L183 216L185 218L188 215L189 218L186 217L184 219L185 222L187 221L186 223L185 222L183 223V221H182L183 219L181 218V222H182V225L187 224L186 226L181 225L182 228H180L181 223H177V221L175 223L174 218L176 219V216L178 217L181 214L177 213L179 215L174 214L172 216L173 221L175 223L174 226L178 227V228L175 227L174 229H177V231H178V229H180L179 231H181V232L183 231L182 233L178 232L180 234H178V236H177V238H175V240L173 239V241L179 242L178 243L179 245L176 244L177 245L176 247L179 246L177 248L178 250H176V247H175V248H173V250L171 248L172 251H170L172 253L173 252L175 253L176 251H177V253L179 252L180 255H178V256H180V257L177 258L179 264H264V252H263L264 251V196L261 197V195L260 196L258 195L261 192H264V185L262 184L263 182H261L262 179L264 180V178H263L264 175L261 174L262 172H259V171H262ZM45 170L48 171V169H45ZM140 170H142V171H140ZM155 170H157V172ZM172 170L175 171L174 167L172 168ZM85 172L88 175L90 174L89 177H88V175L84 176V175H86ZM117 175H119V176H117ZM262 175H263V177H262ZM78 176H79V178H78ZM110 176H114V177H111L109 179ZM141 176L139 177L140 180L142 179ZM148 176L150 178H148ZM11 177H12V179H11ZM62 177L64 178V180ZM259 177L260 178L262 177V178L259 180ZM120 178H122V179H120ZM115 179H116V181H115ZM124 179L127 181H125ZM241 179H243V178H241ZM4 180L6 181V183ZM112 180L114 183L112 182ZM152 180H154V181H152ZM103 181L108 184V185H106L107 188L109 187L108 189L105 188L106 186H104ZM146 181H143V182L145 183ZM180 181H183L182 182L183 186L185 185L188 189H193V190L198 188L199 184H200L198 182L197 183L198 185H197L194 182V180H192V179H191V181H193V182H191L190 179L186 178V176H183ZM195 181H197V180H195ZM258 181H260V182H258ZM153 182H155L156 184L155 183L153 184ZM158 182H161V183H158ZM249 182L251 183V185L253 184V186H250ZM257 182L259 184L261 183L263 190H261L262 187ZM93 183H95L94 184L95 187H93L95 189H93L91 187L93 185ZM121 183H123V184H121ZM125 184L126 185L128 184V185L126 186ZM212 184H214V182ZM212 184H210V187L213 186ZM226 184H228L227 185L228 188H225ZM111 185H112V187H111ZM99 186L105 188L106 191H104V192H106V193H107V190L108 191L110 190L107 194H105L103 192V195H99L101 197L102 196L105 197L106 200L105 199L97 200V204L95 203L96 201L93 202L95 204V206H93V205L89 206V202H90L89 200L93 199V197L98 193V191L100 190V188H98ZM135 186H137V187H135ZM153 186H155V188L151 189V187H153ZM200 186H201V184H200ZM61 188H63V189H61ZM82 188H83V190H82ZM84 188L85 189L87 188V189L85 190ZM119 188H121V189L119 190ZM156 188H158V189H156ZM213 188L215 190L219 189L220 191L223 189H225V190L221 191L220 196L217 197L219 194L215 195L216 192H214ZM50 189H51V187H50ZM88 189H93V190H91L89 192ZM125 189H126V191H125ZM73 190L78 191V192L75 191V194L77 195V196L75 195V198L78 199V200H76V202H73V200L75 201V198H73L74 197V195H73L74 191ZM81 190L83 192H81ZM86 191H88V195L91 194V192H92L89 199L87 197H86V199L84 198L85 195L87 194ZM72 192H73V194H72ZM80 192H81V194H80ZM222 192H224L223 196L225 195L227 197V195H228V197L230 196L229 197L230 199H227L225 197L222 198V196H221ZM258 192H260V193H258ZM129 193H131L133 195H131ZM218 193H220V192H218ZM256 193H258L257 196L255 195ZM104 195H106V196H104ZM231 195H235V196H231ZM41 196H42V194H41ZM80 196H81V199L79 198ZM63 198H65L66 200L65 199L63 200ZM83 198L85 199V202H84V200H82ZM171 198L173 201L174 200L176 201V199H174L175 198L174 196H172ZM232 198L235 200H233ZM41 199H42V197H41ZM68 199H70V200H68ZM63 201H64V203H63ZM65 201H66V203L68 201V203L66 205H65ZM86 201L88 203H86ZM99 201L100 202L102 201L101 205H100ZM60 202H62V203H60ZM81 202H83L82 206H85L87 204V209L85 208L86 209L85 212L80 217H79V215L77 216V214H74L75 215L74 216L72 214L73 209L75 207H78L79 205L81 206V204H79ZM103 202L105 204L104 205L105 209L103 208V210H102L101 206H102ZM178 202H180V201L178 200ZM183 202L187 203L186 200H184ZM59 203H60V207H59ZM74 203H75V205H73ZM106 203L107 204L109 203L108 205H110V206L108 207V205ZM179 204L181 205V202ZM71 206H73V207H71ZM183 206L187 207L186 210L184 209L185 207L183 208ZM92 207L95 208V209L93 208V211L95 210V213L91 210ZM71 208H73L72 212H71ZM218 208H221V209H218ZM224 208H227V209H224ZM32 209H34V211H31ZM75 209H77V208H75ZM174 210H176V209H174ZM193 210H194V212H193ZM102 211H104V213ZM186 211H188V212H186ZM43 212H44V214H47V216H45L43 214ZM69 212H71V213H69ZM105 212H106V214H105ZM188 213L191 215H189ZM69 214L71 215L72 218L69 216ZM89 214L93 215V216H90ZM54 215H56V217ZM58 215L60 216V218ZM103 216H105V217H103ZM227 216H230L229 217L230 219H228L229 221H227L228 222L227 223L228 224V230H227L228 232L226 231L224 236L222 235L223 239L219 238V240L216 241L215 240L216 236H214V235H217L216 230L214 229V231L216 233L214 232V234H213L210 232L211 233V235H210V233H207L205 231L204 224L207 221L208 217H212V221L213 222L215 221L218 223V221L224 220ZM45 217H47V218L49 217L48 219H50V218L51 219L53 218V219H52V221L50 220V222H49V220L46 219ZM66 217H68L70 219V221ZM180 217H182V215ZM159 218H160V220H159ZM194 218H195V220H194ZM88 219H90L89 220L90 222L88 221ZM161 219H163V220L165 219V220L162 221ZM84 220H85V222H84ZM178 220H179L178 222H180V219H178ZM192 220L195 222H193ZM210 220H211V218H210ZM65 221H66V224L64 223ZM173 221H172V223H173ZM190 223H191V225H190ZM48 224L51 226H49ZM89 224H90V226H89ZM178 224H179V226H178ZM78 225H80V226L78 227ZM188 225H190V226H188ZM202 226H203V228H202ZM89 227H90V229H88ZM186 227H189V228H186ZM33 228H35V229H33ZM183 228H184V230L186 229V231L182 230ZM201 228L204 229V231L208 235L206 233L204 234V231ZM177 231H175V233ZM32 233L34 235H32ZM48 234L51 236H49ZM176 235H177V233H176ZM176 235L173 236L172 238L176 237ZM203 235H206V236H203ZM224 237H225V239H224ZM38 238H39V240H38ZM50 238H51V240H50ZM262 240H263V242H261ZM258 242L260 244H256ZM9 249L11 250V248L6 249L8 254H10L9 252H11ZM12 252H13V250H12ZM0 255H1V253H0ZM64 255H66V256H64ZM192 259H193V261H192ZM4 260L6 261L5 263H4ZM2 262L4 264H11V261L8 258L6 260L5 258L0 257V264H3ZM178 262L175 264H178Z\"/></svg>",
	"mask_w": 264,
	"mask_h": 264
}]
</instances>
